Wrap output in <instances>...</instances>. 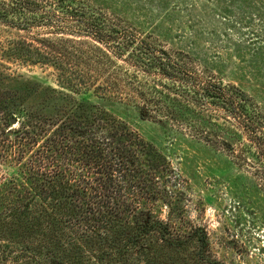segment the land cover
I'll return each mask as SVG.
<instances>
[{
  "label": "trees",
  "instance_id": "trees-1",
  "mask_svg": "<svg viewBox=\"0 0 264 264\" xmlns=\"http://www.w3.org/2000/svg\"><path fill=\"white\" fill-rule=\"evenodd\" d=\"M0 25L36 32L30 42L0 41L3 56L18 66L51 64L58 84L13 72L0 60V264H224L209 254L203 228L179 235L141 209L156 186L146 144L84 96L133 106L141 118L165 111L183 122L190 103L213 102L237 119L264 159V134L256 133L262 124L253 125L248 110L252 99L198 82L179 57L80 0H0ZM65 35L89 37L102 48H67ZM91 67L99 75L113 70L116 78L91 82ZM124 88L134 97H124Z\"/></svg>",
  "mask_w": 264,
  "mask_h": 264
},
{
  "label": "rangeland",
  "instance_id": "rangeland-1",
  "mask_svg": "<svg viewBox=\"0 0 264 264\" xmlns=\"http://www.w3.org/2000/svg\"><path fill=\"white\" fill-rule=\"evenodd\" d=\"M80 1L119 28L179 57L189 71L198 73V82L246 93L254 104L248 108L253 125L262 124L257 136L264 134V0ZM35 33L0 25L1 42L10 36L30 42L38 38ZM64 38L70 42L67 48L72 44L84 52H89L90 44L102 48L89 37ZM4 54L0 46V60L11 71L35 75L51 87L58 85L51 64L18 66ZM79 59L80 70L88 71V63ZM116 63L126 67L123 59ZM90 69L91 82L116 78L113 70L100 76ZM183 90L178 93L194 99ZM123 91L124 97H134L128 88ZM84 97L86 104L106 110L146 144L150 153L146 168L154 170L156 186L153 199L142 201L141 209L179 235L203 228L209 254L221 263L264 264V159L237 119L226 117L208 101L190 103L192 113L183 122L165 111L141 118L133 106L91 94ZM32 101L39 102L36 97Z\"/></svg>",
  "mask_w": 264,
  "mask_h": 264
},
{
  "label": "water",
  "instance_id": "water-1",
  "mask_svg": "<svg viewBox=\"0 0 264 264\" xmlns=\"http://www.w3.org/2000/svg\"><path fill=\"white\" fill-rule=\"evenodd\" d=\"M12 123L14 124V121H12Z\"/></svg>",
  "mask_w": 264,
  "mask_h": 264
}]
</instances>
